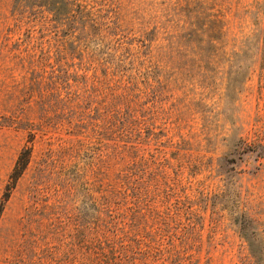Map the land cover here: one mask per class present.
<instances>
[{
    "label": "rangeland",
    "instance_id": "rangeland-1",
    "mask_svg": "<svg viewBox=\"0 0 264 264\" xmlns=\"http://www.w3.org/2000/svg\"><path fill=\"white\" fill-rule=\"evenodd\" d=\"M0 264H264V0H0Z\"/></svg>",
    "mask_w": 264,
    "mask_h": 264
},
{
    "label": "trees",
    "instance_id": "trees-1",
    "mask_svg": "<svg viewBox=\"0 0 264 264\" xmlns=\"http://www.w3.org/2000/svg\"><path fill=\"white\" fill-rule=\"evenodd\" d=\"M29 149L28 148H24L18 158H17V161L14 165V168H13V171L10 175V177L15 180L18 178V176L20 175V173L22 172L24 166H25V163L27 162L28 158H29Z\"/></svg>",
    "mask_w": 264,
    "mask_h": 264
}]
</instances>
